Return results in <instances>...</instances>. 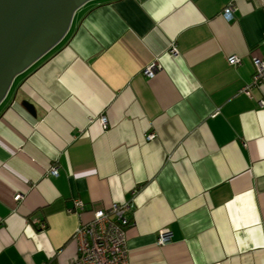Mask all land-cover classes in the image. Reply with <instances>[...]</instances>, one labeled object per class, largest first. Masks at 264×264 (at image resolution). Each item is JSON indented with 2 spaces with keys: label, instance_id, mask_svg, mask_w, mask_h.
I'll list each match as a JSON object with an SVG mask.
<instances>
[{
  "label": "crops",
  "instance_id": "0c3cea01",
  "mask_svg": "<svg viewBox=\"0 0 264 264\" xmlns=\"http://www.w3.org/2000/svg\"><path fill=\"white\" fill-rule=\"evenodd\" d=\"M263 33L262 0L81 7L0 104V264L70 263L114 203L128 264H264V86L241 91Z\"/></svg>",
  "mask_w": 264,
  "mask_h": 264
},
{
  "label": "water",
  "instance_id": "95a60500",
  "mask_svg": "<svg viewBox=\"0 0 264 264\" xmlns=\"http://www.w3.org/2000/svg\"><path fill=\"white\" fill-rule=\"evenodd\" d=\"M92 1L0 0V104L14 80L65 38L75 13Z\"/></svg>",
  "mask_w": 264,
  "mask_h": 264
},
{
  "label": "built area",
  "instance_id": "2783aa9c",
  "mask_svg": "<svg viewBox=\"0 0 264 264\" xmlns=\"http://www.w3.org/2000/svg\"><path fill=\"white\" fill-rule=\"evenodd\" d=\"M262 8L264 10V0H262ZM222 12L226 18H231L236 12V7L229 3ZM170 53L176 54L177 51L172 47ZM251 61L254 68L251 82L241 90L246 96L250 95L251 89L264 86V55L252 54ZM227 63L230 66H236L240 63V59L237 56H229ZM155 72L156 66L151 64L144 69L143 75L147 78H153ZM259 104L264 106V101ZM99 121L102 126L106 125L103 116ZM152 138H154L153 134L147 136L148 140ZM49 171L51 175L57 174L55 167H52ZM21 199V194L14 197L16 202ZM83 208L84 204L80 199L73 200L74 210L80 211ZM130 209V203H114L107 209L93 212L92 218L86 223H81L73 234L77 253L74 260L68 264H128L124 229L129 225L126 215ZM41 228H44L43 224H41ZM170 236L169 231L161 230L158 236V244L165 245L169 243Z\"/></svg>",
  "mask_w": 264,
  "mask_h": 264
}]
</instances>
